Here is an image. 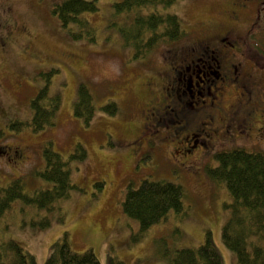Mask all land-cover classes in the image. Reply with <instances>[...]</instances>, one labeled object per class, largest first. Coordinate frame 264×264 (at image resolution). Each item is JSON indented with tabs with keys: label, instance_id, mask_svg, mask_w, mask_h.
Returning a JSON list of instances; mask_svg holds the SVG:
<instances>
[{
	"label": "rangeland",
	"instance_id": "1",
	"mask_svg": "<svg viewBox=\"0 0 264 264\" xmlns=\"http://www.w3.org/2000/svg\"><path fill=\"white\" fill-rule=\"evenodd\" d=\"M60 1L63 0H0V28L14 31L9 43L7 32L0 33V146L13 150L18 146L21 154L13 158L9 152L0 151V185L22 179L27 192L50 187L51 182L40 176L45 168L43 148L50 141L53 149L69 160L75 188L50 211L15 201L0 217V241L18 242L40 264L46 261L52 244L63 240L65 233L73 251L93 249L101 264H111V257L125 264H168L159 257L160 249L197 248L208 234L224 264H239L236 252L223 241L234 198L226 184L212 178L208 169L218 165L214 155L220 151L245 147L264 152V124L256 119L252 124L250 119V135L243 137V133L234 132L232 136L225 133L227 128L217 125V119L213 126L217 132L212 134L214 130L208 129L211 137L204 144L199 141L204 135L196 136L200 132L194 135L195 131L189 129V143H183V132H178L175 125L158 131L154 124L145 128L143 125L151 119L145 114L147 106L161 98L172 63L195 54L189 49L198 45L200 39L204 40L201 46L208 45L212 34L218 35V30L233 26L237 13L235 35L247 38L244 54L256 53L252 60L257 62L255 67L251 66L256 72L262 71L264 59L249 35L256 37L264 32V27L260 28L264 24V3L259 4V9L257 3L244 9L242 4L247 0L177 1L161 10L177 14L186 33L177 42L158 45L146 57L135 58L133 47L126 46L117 28L111 26L114 3L123 0H99L98 11L86 15L97 30L94 42L74 39L72 31L76 25H61L52 12L53 4ZM254 20L255 27L251 28ZM223 48L228 47L224 44ZM230 54L236 55L235 51ZM192 68L193 92L188 91L185 98L200 102L197 92L207 90V84L201 81L212 77L217 64L203 62ZM51 69L56 72L48 80L40 74ZM260 75L257 112L264 118V72ZM81 83L90 87L95 105L88 125L73 111ZM46 85L52 94L61 96L55 126L38 133L30 127L20 132L10 130L7 126L13 118H32L31 100ZM239 92L227 87L221 96L224 104H233ZM109 102L117 103L115 113L103 109ZM245 115L248 114L241 112L239 116ZM230 116L234 117L233 112ZM78 143L87 150L85 160L70 159ZM191 145L198 147L187 153ZM145 180L180 184L184 190V211L180 215L171 212L164 221L141 232L139 221L124 213L123 202L129 185L138 187ZM97 182L103 185H96ZM45 219L50 222L47 228H41L38 223Z\"/></svg>",
	"mask_w": 264,
	"mask_h": 264
},
{
	"label": "trees",
	"instance_id": "2",
	"mask_svg": "<svg viewBox=\"0 0 264 264\" xmlns=\"http://www.w3.org/2000/svg\"><path fill=\"white\" fill-rule=\"evenodd\" d=\"M98 1L63 0L53 4L52 12L64 28L77 26L72 31L74 39L85 38L94 42L97 30L86 15L98 11ZM177 1L180 0H123L114 3L111 26L117 28L126 46L133 47L135 58L146 57L158 45L177 42L186 33L177 14L161 10H166ZM55 72V69H51L40 74L48 80ZM93 101L90 87L81 83L73 103V111L75 116L87 125L95 114ZM60 107V94H52L46 85L31 100L32 118H13L7 127L15 132L27 127L34 133L41 132L48 126H55ZM117 108L115 102L103 106L108 113H115ZM52 145L50 141L44 145L45 168L40 171V176L51 182V186L27 192L22 179L12 181L7 186L0 185V217L4 216L17 200L27 205L53 210L57 202L67 197L68 192L75 188L71 180L69 160L53 149ZM0 151L9 152L7 154L13 158L21 156L18 146L14 150L13 147L0 146ZM87 156L86 148L82 143H78L70 159L85 160ZM214 156L218 165L208 169V173L215 180L224 182L234 198L230 205L231 215L224 225L223 241L228 248L236 252L239 264H264V152L236 147L217 152ZM96 185L103 184L97 182ZM183 196L184 190L180 184L145 180L138 187L129 185L123 210L127 216L138 220L141 232H145L164 221L171 212L182 214ZM48 222L50 220L45 219L38 225L47 228ZM255 237L257 239H254ZM66 238L65 233L63 240L52 244L44 264H101L93 249L82 253L75 252ZM159 257L168 264H224L220 252L208 234L197 248L160 249ZM110 260L111 264H125L117 257H111ZM0 264L40 263L33 253L18 242L2 240Z\"/></svg>",
	"mask_w": 264,
	"mask_h": 264
},
{
	"label": "flooded vegetation",
	"instance_id": "3",
	"mask_svg": "<svg viewBox=\"0 0 264 264\" xmlns=\"http://www.w3.org/2000/svg\"><path fill=\"white\" fill-rule=\"evenodd\" d=\"M250 3H257L259 9V4L264 3V0H247L242 4V8L248 9L251 6ZM235 4L237 5V3ZM238 20L239 13L233 18V26L230 25L228 28L224 27L222 31L218 30V35L212 34L210 36L208 45L201 46L204 40L200 39L198 45L189 49L191 52L196 51L195 54L190 55V58L184 57L182 60H175L172 63L169 77L165 79L166 85L162 87L161 98H156L157 100L155 99L145 110V114L149 115L148 118L151 119L143 125L144 128L148 124H154L157 126L158 131V128L175 125L178 132H183V143H189L188 138L190 135H188V130L190 129L192 133L195 131L193 133L194 135L196 132H200L197 133L196 136L201 137L204 135L205 140L202 138L199 139L200 144H204L206 139L211 137V133L208 132V129L214 130L212 134L217 132L218 129L215 127L213 128L217 119H219L217 125L227 128L225 133L229 132L232 136L235 135L234 132L237 134L243 133V137L245 134L250 135L249 132L252 130L251 125L255 119L260 124H264L263 116L260 112H257V106L260 103V96L258 93L262 86V76L260 73L264 72V65H261V72H256V70L252 69L255 67L254 63L257 62V59H255V61L252 59L257 54H244V45L247 44V38L242 35H235L236 27L234 26L238 23ZM255 23L256 20H254L251 28L255 27ZM263 27L264 24L261 25L260 28ZM5 32H7L6 29L0 28V33L4 34ZM11 32L14 31L11 29L6 35V42L8 43L10 41ZM263 33L264 32H261V34L256 35V37H253L254 34L251 33L249 39L250 42L255 41L252 43L253 47L257 46L259 51H261L258 55L262 56L264 59ZM1 38L2 37H0V39ZM223 43L228 47L226 50L223 48ZM230 51H235L236 55H231ZM210 61L217 64V69L212 72L213 75L211 78L201 81V83L207 84V90L205 92H197V98H199L198 100H200V102L188 100L185 98V95H187L188 91L193 92L194 76L191 74L192 67H199V64ZM197 85H199V83ZM229 86L236 88L237 92H240L236 95V100L233 104L229 103L226 105L224 104V97L221 96ZM187 102L194 108V112H190ZM229 105L230 107H228ZM195 106L198 108H195ZM227 108L229 109L227 110ZM232 112L234 117L230 116ZM241 112L248 114L247 117L246 115L244 118L240 117L239 115ZM219 113L220 115H218ZM211 114L213 116H211ZM238 118H240V120L243 119V122L238 123ZM250 119H252L251 125L249 124ZM228 120H234V124L228 123ZM239 125H241V127ZM184 134H186V136H184ZM149 140H151V138H149ZM195 144H198V140L195 141ZM188 147L189 145L186 146L184 150ZM197 147V145H191L187 153L193 152Z\"/></svg>",
	"mask_w": 264,
	"mask_h": 264
}]
</instances>
